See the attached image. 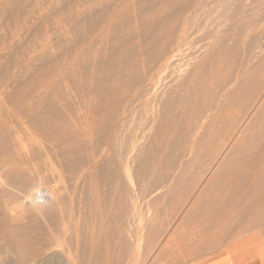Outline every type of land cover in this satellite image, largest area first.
<instances>
[{
  "label": "rangeland",
  "instance_id": "1",
  "mask_svg": "<svg viewBox=\"0 0 264 264\" xmlns=\"http://www.w3.org/2000/svg\"><path fill=\"white\" fill-rule=\"evenodd\" d=\"M0 165V264H264V0H0Z\"/></svg>",
  "mask_w": 264,
  "mask_h": 264
},
{
  "label": "bare ground",
  "instance_id": "2",
  "mask_svg": "<svg viewBox=\"0 0 264 264\" xmlns=\"http://www.w3.org/2000/svg\"><path fill=\"white\" fill-rule=\"evenodd\" d=\"M178 34V33H177ZM178 37V35L174 38L175 39V41L173 42L174 44H175V42H176V38ZM178 39H179V37H178ZM178 41V40H177ZM172 43V44H173ZM171 44V45H172ZM173 44V45H174ZM179 55H180V47H177V45L176 46H171V48H169V50L166 52V54H164V56L163 57H161L160 58V60H158V63H156V65H155V67L154 68H152V70H150V72L148 73V75H147V77H146V79H149L150 80V82H151V88H153L156 84H158L159 83V81L161 80V78H162V76L164 75V74H166L168 71H169V69L172 67V66H174V63L177 61V58L179 57ZM149 71V70H148ZM192 74V73H191ZM198 75V74H197ZM193 79V78H192ZM199 80V79H198ZM189 84V83H188ZM170 99V98H169ZM146 101V100H145ZM166 103V102H165ZM19 153V152H18ZM17 153V154H18ZM4 159H6V158H4ZM27 159V158H26ZM3 160V159H2ZM7 162V161H6ZM5 163V161L3 162V164ZM5 166V165H4ZM26 166V165H25ZM27 166H28V164H27ZM0 167H1V165H0ZM238 169V168H237ZM245 169V168H244ZM1 171V170H0ZM241 171H243V170H241ZM31 191H34V190H31ZM37 192H38V190H37ZM34 193H36V192H34ZM50 194H51V192H50ZM27 195H29V194H27ZM49 195V194H48ZM26 196V195H25ZM24 196V197H25ZM27 197V196H26ZM28 198H30V197H28ZM24 199V198H23ZM23 203V202H22ZM27 203V202H26ZM29 203V202H28ZM14 221V220H13ZM16 222V221H15ZM10 225V224H9ZM1 262V261H0Z\"/></svg>",
  "mask_w": 264,
  "mask_h": 264
},
{
  "label": "crops",
  "instance_id": "3",
  "mask_svg": "<svg viewBox=\"0 0 264 264\" xmlns=\"http://www.w3.org/2000/svg\"><path fill=\"white\" fill-rule=\"evenodd\" d=\"M250 254V249L240 243L202 264H252Z\"/></svg>",
  "mask_w": 264,
  "mask_h": 264
}]
</instances>
